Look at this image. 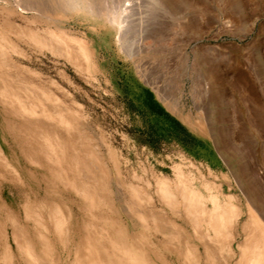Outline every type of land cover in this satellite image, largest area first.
<instances>
[{
	"label": "bare ground",
	"instance_id": "obj_1",
	"mask_svg": "<svg viewBox=\"0 0 264 264\" xmlns=\"http://www.w3.org/2000/svg\"><path fill=\"white\" fill-rule=\"evenodd\" d=\"M50 3L47 10L34 0L1 5L0 200L6 183L43 187L41 198L23 201L21 214L1 201L3 262L264 264V198L257 186L245 184L241 171L233 172L240 194L224 192L220 184L180 164L173 167V177L153 173L154 185L126 181L112 148L105 144L103 150L102 140L91 134L81 106L65 101L67 92L57 80L42 79L19 60L26 56L23 42L87 69L85 43L69 35L60 16L108 27L121 54L133 59V7L102 13L96 0ZM22 10H32V16H23ZM13 15L45 27L22 24ZM61 76L70 81L64 72ZM155 92L182 122L217 145L201 122Z\"/></svg>",
	"mask_w": 264,
	"mask_h": 264
},
{
	"label": "rangeland",
	"instance_id": "obj_2",
	"mask_svg": "<svg viewBox=\"0 0 264 264\" xmlns=\"http://www.w3.org/2000/svg\"><path fill=\"white\" fill-rule=\"evenodd\" d=\"M34 1L44 10L53 7L52 0ZM96 3L102 13L125 4L133 7L129 17L135 29L129 39L133 59L121 54L108 27L60 16L69 35L85 43L87 69L78 70L65 58L23 42L22 64L44 80H57L67 92L65 101L81 106L91 134L102 140L103 150L106 144L116 154L124 180H149L154 185L153 173L173 177V167L180 164L220 184L224 192L240 194L236 170L264 198V0ZM6 4L0 0V18L1 5ZM22 12L32 16V10ZM23 16L13 15L22 24L45 27ZM56 26L51 24L52 29ZM155 91L176 104L178 112L201 122L218 139V147L211 137H201L182 122ZM42 196L43 187L35 183H6L0 221L5 217L1 201L21 214L27 197ZM9 241L15 251L11 236ZM3 246L0 236V264H5ZM13 264L23 263L15 258Z\"/></svg>",
	"mask_w": 264,
	"mask_h": 264
}]
</instances>
